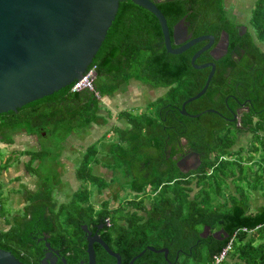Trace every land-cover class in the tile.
<instances>
[{"label":"trees","instance_id":"obj_1","mask_svg":"<svg viewBox=\"0 0 264 264\" xmlns=\"http://www.w3.org/2000/svg\"><path fill=\"white\" fill-rule=\"evenodd\" d=\"M155 1L166 18L172 46H176L173 28L181 19L191 38L212 34L213 46L223 32L228 36L225 54L214 59L207 50L195 61L197 64L213 61L216 65L205 93L185 106L188 113L200 115L185 116L179 109L183 101L202 89L208 76L209 67L196 69L191 65L192 55L206 41L179 54L168 53L156 17L131 0H122L88 69H94V87L101 97L122 91L131 81L165 89L150 102L152 110L136 114L122 110L117 114L123 124L111 128L116 137L107 152L116 171H120V166L127 169L124 176L128 179L123 181L127 187L145 190L152 185V192H158L151 199L144 193L139 199L134 195L130 201L136 208L133 211L123 212L121 206L109 209L104 202L107 206L95 210L90 189L84 184L90 182L99 190L97 185L105 182L92 171V165L98 162V149L90 145L83 151L76 168V177L83 184L69 202L58 204L53 196V175L39 173L48 152L42 147L16 151L15 161H19L20 155L29 156L25 167L38 177V187L21 211L5 215L8 227H0V248L10 251L25 264H40L46 242L59 252L66 264L80 261L86 264L87 240L83 225L92 233L97 232L119 253L121 264H128L142 250L144 253L133 264H209L232 236H235L232 252L238 257L233 264H264V245L254 244V239L246 238V231H241L264 224V207L248 215L243 197L233 196L230 203L221 197L223 181L234 175L233 165L242 167L238 162L240 155L232 158L243 150L241 147L234 152L237 134L252 133L257 140L264 130V48L261 46L264 0L255 2L245 31L225 6V0ZM71 88L72 84L32 106L0 113L1 141L12 144V134L24 130L38 136L55 135L59 144L71 132L87 129L103 119L102 112L108 110L103 109L93 91H72ZM208 108L216 112H203ZM261 148H264V139ZM186 150L198 153L200 163L183 174L175 161ZM254 150L258 151L259 147L255 146ZM11 159L0 160V197L4 185L1 175ZM144 160L154 163L153 174L146 180L133 177V170ZM35 161L41 163L35 165ZM162 165L168 166L162 168ZM177 176L187 179L170 183ZM145 200H149V205ZM5 212L0 198V215ZM99 226L103 227L99 229ZM205 226L211 233L201 236ZM216 229H223L222 239L221 235L212 234ZM147 246L167 248V258ZM94 249L96 264L116 263L98 243H94ZM59 264H63L60 259Z\"/></svg>","mask_w":264,"mask_h":264},{"label":"water","instance_id":"obj_2","mask_svg":"<svg viewBox=\"0 0 264 264\" xmlns=\"http://www.w3.org/2000/svg\"><path fill=\"white\" fill-rule=\"evenodd\" d=\"M122 0H0V113L17 111L36 104L63 87L71 85L83 77L93 61L107 30L113 22ZM134 4L150 11L158 20L166 51L179 54L193 45L206 41L191 57V65L196 69L209 67V73L202 89L187 98L180 107L185 116L190 114L185 106L199 98L207 90L216 65L213 61L197 64L195 61L204 51L210 50L214 59L227 51L228 36L223 32L214 45L212 34L190 36L184 19L173 28L172 46L170 31L162 11L155 0H131ZM245 31V28H243ZM245 105V102L241 104ZM203 112H216L208 108ZM234 116V118H236ZM197 166L200 163L196 154ZM178 165L180 166V162ZM196 168V167H195ZM193 169V168H192ZM86 264H96L94 243L121 264L119 253L113 251L97 232L92 233L86 225ZM209 227L205 226L201 236H206ZM223 234V229L213 235ZM224 236H221V239ZM220 238V237H219ZM40 264H57L59 252L48 242ZM147 249L168 255V249L147 246ZM145 250L132 257L133 264ZM66 264L64 258L61 259ZM80 261L78 264H83ZM0 264H25L10 251L0 248Z\"/></svg>","mask_w":264,"mask_h":264},{"label":"crops","instance_id":"obj_3","mask_svg":"<svg viewBox=\"0 0 264 264\" xmlns=\"http://www.w3.org/2000/svg\"><path fill=\"white\" fill-rule=\"evenodd\" d=\"M244 1H246L245 4L243 3V0H225V6L234 15L235 21L241 24L242 29L247 28L246 26H248L251 11L257 0ZM261 46L264 48V43H261ZM128 88L131 90L130 85H128ZM127 92H129V90ZM102 98L103 97H101L100 101L103 103L104 100H102ZM118 121L122 122L121 120ZM97 123L98 122L92 124L85 130L71 132L64 140L59 143V154L56 159V169L52 173L53 176L51 179L54 184L53 196L56 202L59 204L64 202V198L69 201V195L67 193V190L64 189V186H67L68 188L72 187L73 192H75L74 184L75 181H77L76 169L75 163L70 157V154H72L75 150H85L86 147L84 146V141L85 139H89L92 136H96L97 138L103 136L107 140V143L105 144L103 150L106 152L109 151L111 143L110 139L115 136V133L112 131L110 126H107L104 131L100 130L101 124L99 123L100 125H98ZM97 125L99 127L98 132L96 128ZM34 136V134H28L26 133V131L23 130V133L20 136H17V138L12 135L11 138L13 139V143L9 145L10 147H13L16 143H18V140L21 138L22 140H26L27 142L35 143L37 147H40V143L35 141L36 139L34 138ZM262 139H264V130L260 133L257 140H255V135L252 133H238L237 140L234 145V152H238L241 147L243 148L240 154L234 155V157H232L233 159H235L238 158L240 155L241 161L239 160L238 162L242 164V167L238 168L237 166H235L236 169L235 167H233L234 175H230V178L228 180V189L233 196L238 197L239 199H242V197L244 198L248 215H254L261 208L264 207V148H261ZM37 140L39 141V137ZM255 146L259 147L258 151L254 150ZM12 147L11 149L7 147L8 151L10 150V153L4 157V159L10 157L12 158L9 167L4 170L1 175V180L4 184H8L9 181H15L16 183H20L21 177L19 175V171L16 170L17 166L21 162L22 167L24 166V169H26L25 163L30 160L29 156L25 154L26 156L24 161H22L20 158L19 161H15L16 151ZM15 163L17 164V166H15ZM35 163V165H38L41 162L35 161ZM26 175L29 176V178L31 176L32 179L33 177H35L36 179L33 183H30L32 184L31 186L28 185V188L25 186L26 190H24L19 185H12L13 187H11V189H15L16 191H12L10 189L11 192H8L7 202L11 207L15 209L12 214L17 212L18 210L21 211L24 208L27 203V199L29 198L31 193L36 191L38 187V178L35 175L29 173L27 170ZM240 175H242V178L240 177ZM234 178H237V182H243L244 185H242V189L239 190V187L234 184V182H236ZM25 191L26 193H24ZM239 191H242V193ZM241 194L243 195L241 196ZM12 214L10 213L7 215V213H5L2 216L0 215V227H8L7 225L5 226L4 220L6 216H10ZM260 228L262 231H259ZM241 231H246V238H253L254 244L260 243L264 245V224L261 226H257L253 229L243 228L241 229ZM232 237L233 238L231 239L233 242L235 236ZM232 251L233 249L230 246L228 255L226 256L223 263L226 261V264H233L235 261H238V257H236ZM212 262L213 260L209 264H212Z\"/></svg>","mask_w":264,"mask_h":264},{"label":"rangeland","instance_id":"obj_4","mask_svg":"<svg viewBox=\"0 0 264 264\" xmlns=\"http://www.w3.org/2000/svg\"><path fill=\"white\" fill-rule=\"evenodd\" d=\"M243 3L245 4L246 1L243 0ZM130 88H131V90L128 87H126L122 91H118L111 96H105L102 98V100H104L103 103L105 105L102 102H101V105L103 106V109L108 110V112L103 111L102 112L103 119L101 117L98 120L97 124L98 125L101 124L100 130L104 131L107 128V126H109L110 123L117 122L118 121L117 114L121 110H127V111L129 110V111H132L134 114L138 113V111H141V110H148V111L152 110L153 107L151 108L150 102L155 100V98H157V96H159L165 92L164 88L153 89L152 87H150L148 85L140 84L139 82H136V81L131 82ZM128 90H129V92H127ZM121 92H123V93H121ZM130 105H132V106L135 105V106L131 107ZM121 124H123V123H121ZM98 125L96 127L97 132L99 130ZM94 126H96V125H94ZM83 130H85V129H83ZM79 131H81V130H79ZM22 133H23V130H20V131L14 132L12 135L17 138V136H20ZM110 134H111V132H110ZM38 137H39V141L37 140ZM115 137L116 136H113L110 139V141H113L115 139ZM34 138L36 139L35 141L40 143V145H39L40 147H37V145H35V143L27 142L26 140H22L21 138L18 140V143H16L13 147L12 146L11 147L13 149H15V151L36 150L37 148L42 147V149L46 150L48 152V154H47V157L45 159V162H43L40 165L39 173L44 174V175H48V176L52 175V173L56 169V159H57V156L59 154V144L56 143L57 142V136L52 135V134L40 135V136L35 135ZM106 143H107V140L103 136H100L98 138L96 136H92L89 139H85V141H84L85 145L84 146L87 148L90 145H93L94 147H96V149H98L96 157H97L98 163L101 164L103 162V158L100 156L104 155L103 148L105 147ZM8 145L9 144L2 142L1 138H0V160H1V158L4 159V157L10 153L9 152L10 150L8 151L7 147H9V149H11V147H10V145L9 146ZM16 148H17V150H16ZM83 151L75 150L72 154H70V157L72 158L73 162L75 163V169L77 168V166L81 162V158L83 156ZM25 156L26 155H20L19 158L22 161H24ZM34 164H36V163L34 162ZM15 166H17V164ZM233 167H235V165H233ZM235 169H236V167H235ZM16 170L19 171V175L21 177L20 183H18V182L16 183L15 181H13V182L9 181L8 184L3 185V189L1 190V193H2V195L0 197L1 203H3V207H4V210L6 211L5 213H7V215L10 213L12 214L15 211V209L13 207H11L7 202L8 192L10 191L11 187H13L12 185H14V186L19 185L22 189L26 190L25 188L26 187L28 188V185L31 186L32 184H30V183H33L36 180L35 177H33V179H32L31 176L29 178V176L26 175V169H24V166L22 167L21 162L17 166ZM118 170L122 171L123 167L120 166L118 168ZM236 173H237V171H236ZM99 178L101 180H103L102 177H99ZM229 178L230 177H227L225 179V181H223V184L221 186L222 187L221 197L224 198V200H228V202L230 203L233 195L231 194V192L228 189L229 188V183H228ZM76 179H77V177H76ZM234 179L236 181L237 178H234ZM122 182L123 181L119 180L117 183L120 184L124 188L126 185H125V182H123V183ZM82 184L83 183L77 179V181H75V184H74V186H75L74 191L78 190ZM234 184L237 187H239V190L242 189V185H244L243 182H237V181L234 182ZM58 185H59V183H58ZM84 185H86L87 188L90 189V192H91L90 201L94 205L95 210H98L99 208L107 206V205H105L107 203L106 201L104 202L105 204H102V203L100 204V201L103 199V196H102L103 194H101L102 188H103V186L107 185L106 182L103 183L101 186L97 185L98 187H100L99 190H98V188L96 189V187H94V185L90 182H86ZM64 189L67 190V193L69 195V201H70L72 199L73 193H74L72 190V187L68 188L67 186H64ZM11 190L16 191L15 189H11ZM239 192L242 193V191H239ZM24 193H26V191ZM96 194H98V195H96ZM111 199L113 200V202L111 203V206H115L118 201H121V198L117 199L114 197V195L112 196ZM69 201L64 198L63 203H66ZM107 207L109 209L112 208L109 205Z\"/></svg>","mask_w":264,"mask_h":264},{"label":"flooded vegetation","instance_id":"obj_5","mask_svg":"<svg viewBox=\"0 0 264 264\" xmlns=\"http://www.w3.org/2000/svg\"><path fill=\"white\" fill-rule=\"evenodd\" d=\"M141 84V83H140ZM131 85V84H129ZM145 85V84H144ZM123 93V92H121ZM111 96V95H110ZM131 107H134L135 105H130ZM122 111V110H121ZM119 113V112H118ZM118 118V117H117ZM121 123L117 122H112L109 124V126L111 128H113L114 126H121ZM182 141H184L182 139ZM148 154L151 153L150 149H147ZM196 152L192 151V150H186L185 153H179V158L175 161L176 163V167L178 168V170L183 173L186 174L189 171L195 169V167H197V158H196ZM103 158V162L101 164L94 163L92 165V171L99 177H102V179L104 180V182L107 183L106 186H104V188H102V192L101 194H103V199L101 200L100 204L103 202H107V205H109L110 207H118L121 206V208L123 207L125 211H133L135 210V206L133 207V205L130 203V201L132 200V198L134 197V195H137V199H139L140 195L142 193H144V195L146 196H150V199L153 198L154 195H156L157 191H153L152 192V185H148L146 186L145 190H133L130 189L129 187L125 186L124 188L118 184L117 182L119 180L121 181H125L126 179H128V176L125 177L124 173H127V169L123 167L122 171H116L115 168H113L111 166V159L110 157L107 155V152L104 151V155L101 156ZM173 158H177L176 156H174ZM180 166L178 165V161H180ZM138 167L136 166L135 170H133V177H138L141 178L142 180H146L149 178V176H151L153 174V167H154V163H151L149 161H142L141 163L137 164ZM168 165H162V168H166ZM193 168V169H192ZM122 172V173H121ZM170 177V176H169ZM126 178V179H125ZM119 179V180H118ZM187 179L186 176H182V177H174L172 179V182L170 181V183L173 182H177V181H185ZM117 181V182H116ZM98 195V194H97ZM114 195L115 198H121V201H118L116 203L115 206H111V203L113 202V200L111 199L112 196ZM146 205H149V200H145L144 202ZM141 213V212H140ZM122 224H125L124 221H121ZM106 225H109V220L108 218H106ZM103 226H99V229L102 228ZM219 229H216L212 232V234L215 231H218ZM211 233V230L209 228V231L207 232V234ZM206 234V235H207ZM222 236V234H220ZM219 236V235H216ZM224 236V235H223ZM59 259L61 260L62 258L59 257ZM59 259L57 261V264H59Z\"/></svg>","mask_w":264,"mask_h":264},{"label":"built area","instance_id":"obj_6","mask_svg":"<svg viewBox=\"0 0 264 264\" xmlns=\"http://www.w3.org/2000/svg\"><path fill=\"white\" fill-rule=\"evenodd\" d=\"M94 78H95V72L93 68L87 69L84 73L83 77L79 80H76L72 83V91H79L82 89H88L90 91H93L95 93V96L101 100L100 94L95 90L94 87ZM232 243V239L229 241V243L216 255L213 257L212 264H222L225 260L226 256L228 255V251L230 249Z\"/></svg>","mask_w":264,"mask_h":264}]
</instances>
